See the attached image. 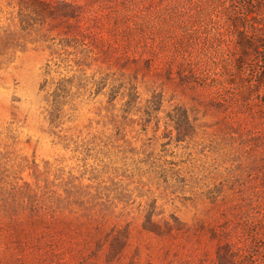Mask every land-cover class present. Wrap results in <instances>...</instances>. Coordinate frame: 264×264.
I'll return each instance as SVG.
<instances>
[{
    "label": "rangeland",
    "instance_id": "374dc122",
    "mask_svg": "<svg viewBox=\"0 0 264 264\" xmlns=\"http://www.w3.org/2000/svg\"><path fill=\"white\" fill-rule=\"evenodd\" d=\"M61 2L83 15L43 17ZM241 32L264 39V0H0V264H214L247 245L264 69L252 52L238 73ZM222 72L223 105L186 83Z\"/></svg>",
    "mask_w": 264,
    "mask_h": 264
},
{
    "label": "trees",
    "instance_id": "16d2710c",
    "mask_svg": "<svg viewBox=\"0 0 264 264\" xmlns=\"http://www.w3.org/2000/svg\"><path fill=\"white\" fill-rule=\"evenodd\" d=\"M42 5L44 18H53L56 16L57 18L65 22L69 21L70 19H77L79 16L83 15L81 6L73 3L61 2L56 5H53L51 3ZM97 16L99 19L100 16H104V14H101V10H98ZM44 18H42V22H44ZM75 31L78 35H80L81 39L85 36L84 32H86V29H83L82 26H77ZM251 36L252 37L249 36L247 38L245 33H237L236 40L240 56V59L239 57L237 58L238 73H240L239 71L241 70L239 69H241L243 66V60H246L252 52L257 55L256 61L261 66H263L264 69V39L258 40V37L256 35ZM85 45L87 46V44ZM247 71H249V69ZM222 73L223 74L213 76L211 79H208L205 76H201V79L198 80V82L196 81L186 83L191 85L193 89H209L211 91L210 99H214L217 101V103L223 105V103H225V99H223L224 92H228L234 82L228 77L223 78L224 72ZM189 75H195V73L191 71ZM209 82H213V85H210ZM257 84H260L264 87V77H259V79L257 80ZM260 92L263 93L264 88H262ZM228 95L230 99H232V95L230 94V92H228ZM234 96H237V94H234ZM224 119L230 120L231 118L227 117L226 115L224 116ZM226 125L229 130L233 128V122H228L226 123ZM250 224L249 226H244V228L241 229L243 236H245V238H250L249 243L247 245L242 244L240 240L243 237H239L236 242H231L229 240L224 241L223 244L220 245L216 250L214 264H264V257H258L260 252L264 254V220L260 221V226Z\"/></svg>",
    "mask_w": 264,
    "mask_h": 264
}]
</instances>
